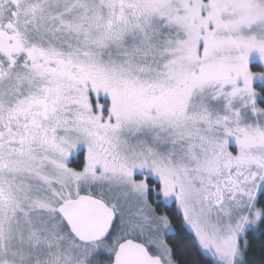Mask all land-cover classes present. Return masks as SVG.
Returning a JSON list of instances; mask_svg holds the SVG:
<instances>
[{"label":"snow or ice","instance_id":"1","mask_svg":"<svg viewBox=\"0 0 264 264\" xmlns=\"http://www.w3.org/2000/svg\"><path fill=\"white\" fill-rule=\"evenodd\" d=\"M0 264H264V0H0Z\"/></svg>","mask_w":264,"mask_h":264}]
</instances>
